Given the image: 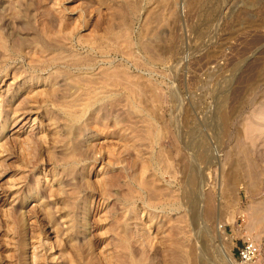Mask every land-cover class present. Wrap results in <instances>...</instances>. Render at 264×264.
Wrapping results in <instances>:
<instances>
[{
    "label": "rangeland",
    "instance_id": "obj_1",
    "mask_svg": "<svg viewBox=\"0 0 264 264\" xmlns=\"http://www.w3.org/2000/svg\"><path fill=\"white\" fill-rule=\"evenodd\" d=\"M264 264V0H0V264Z\"/></svg>",
    "mask_w": 264,
    "mask_h": 264
},
{
    "label": "built area",
    "instance_id": "obj_2",
    "mask_svg": "<svg viewBox=\"0 0 264 264\" xmlns=\"http://www.w3.org/2000/svg\"><path fill=\"white\" fill-rule=\"evenodd\" d=\"M237 250L238 260L243 264H253L260 254V247L251 236H246Z\"/></svg>",
    "mask_w": 264,
    "mask_h": 264
},
{
    "label": "bare ground",
    "instance_id": "obj_3",
    "mask_svg": "<svg viewBox=\"0 0 264 264\" xmlns=\"http://www.w3.org/2000/svg\"><path fill=\"white\" fill-rule=\"evenodd\" d=\"M225 255L229 264H238L230 252H225Z\"/></svg>",
    "mask_w": 264,
    "mask_h": 264
}]
</instances>
